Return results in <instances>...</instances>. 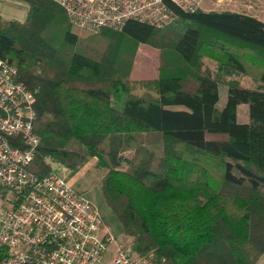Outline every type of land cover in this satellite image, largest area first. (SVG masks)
<instances>
[{
    "label": "trees",
    "instance_id": "obj_1",
    "mask_svg": "<svg viewBox=\"0 0 264 264\" xmlns=\"http://www.w3.org/2000/svg\"><path fill=\"white\" fill-rule=\"evenodd\" d=\"M21 1L24 20L0 15V58L35 97L39 143L28 169L43 176L94 158L123 234L136 251L164 257L157 264H256L264 252V21L173 8L176 18L161 28L129 20L82 36L55 1ZM139 44L169 51L151 79L154 97L126 86L132 61L123 58ZM203 56L258 85L231 80L219 106L220 80L201 72ZM241 103L249 122L237 121Z\"/></svg>",
    "mask_w": 264,
    "mask_h": 264
},
{
    "label": "built area",
    "instance_id": "obj_2",
    "mask_svg": "<svg viewBox=\"0 0 264 264\" xmlns=\"http://www.w3.org/2000/svg\"><path fill=\"white\" fill-rule=\"evenodd\" d=\"M53 1L74 26L96 32L129 20L161 28L176 18L173 8L192 12L207 0ZM35 119L33 93L0 58V264H100L110 245L111 264L163 261L117 239L97 207L58 171L38 176L28 169L39 143Z\"/></svg>",
    "mask_w": 264,
    "mask_h": 264
},
{
    "label": "rangeland",
    "instance_id": "obj_3",
    "mask_svg": "<svg viewBox=\"0 0 264 264\" xmlns=\"http://www.w3.org/2000/svg\"><path fill=\"white\" fill-rule=\"evenodd\" d=\"M246 1L248 2V0H221L217 3L214 0H207L203 2L201 8L204 11L232 10L243 13L254 12L253 9H247L244 5ZM253 1L250 3L253 4ZM0 15L7 19L24 20L27 15V6L25 2L21 0H0ZM71 29L82 36L84 34L85 36L92 34V32H88V30L84 31L72 27ZM86 40L87 39L84 40L83 44L89 43V41ZM156 41L158 40L156 39ZM125 45L132 46V44ZM132 49L133 54L131 55L128 53L123 58V60H126L124 64H126L127 61L129 62L130 59L132 61L130 70L128 71L129 76L125 79L127 80L126 86L128 92L133 95H140L147 98L154 97L156 96V91L154 81L151 79L159 75L158 67L161 64V60L165 58L169 51L164 47H160V44H155V46L153 44H139L136 49L132 47L130 51H132ZM170 60H173L171 61L172 65L176 63V60L173 58ZM199 69L202 73H209L219 77V106H222L224 103L226 85L231 80L236 79L239 83L247 87H255L258 85V81L251 78L248 74L234 73L228 70L219 71V63L209 56L201 57L199 60ZM186 85L188 86L190 84L187 82ZM174 107L179 108V106ZM236 117L238 122H249L248 105L246 103H241L237 106ZM55 170L63 175L71 186L83 192L85 197L97 207L104 218L106 226L117 239L131 241V237L123 234L118 218L103 196L99 181L106 170L97 169L95 167L94 158L87 159L86 162L74 170H68L64 166L59 165L55 167ZM112 248L113 245H110L108 253L100 264H111L109 251H111ZM256 264H264V252L259 256Z\"/></svg>",
    "mask_w": 264,
    "mask_h": 264
},
{
    "label": "crops",
    "instance_id": "obj_4",
    "mask_svg": "<svg viewBox=\"0 0 264 264\" xmlns=\"http://www.w3.org/2000/svg\"><path fill=\"white\" fill-rule=\"evenodd\" d=\"M252 1L253 0H248V2L246 1V3H244V5L247 7V9H253V11H254V12H250L247 14L253 15V16L257 17L258 19L264 21V0H254L253 1L254 3L251 4L250 2H252Z\"/></svg>",
    "mask_w": 264,
    "mask_h": 264
}]
</instances>
